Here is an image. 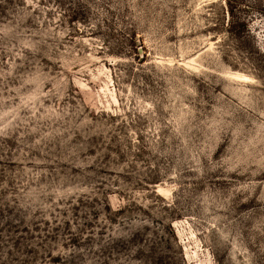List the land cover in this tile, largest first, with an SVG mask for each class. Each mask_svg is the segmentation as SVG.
Instances as JSON below:
<instances>
[{
  "label": "rangeland",
  "instance_id": "obj_1",
  "mask_svg": "<svg viewBox=\"0 0 264 264\" xmlns=\"http://www.w3.org/2000/svg\"><path fill=\"white\" fill-rule=\"evenodd\" d=\"M0 264H264V0H0Z\"/></svg>",
  "mask_w": 264,
  "mask_h": 264
}]
</instances>
